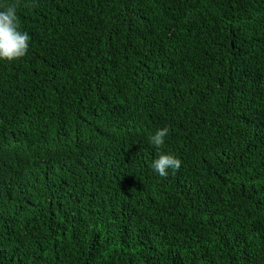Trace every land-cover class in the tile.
I'll list each match as a JSON object with an SVG mask.
<instances>
[{
  "label": "trees",
  "instance_id": "16d2710c",
  "mask_svg": "<svg viewBox=\"0 0 264 264\" xmlns=\"http://www.w3.org/2000/svg\"><path fill=\"white\" fill-rule=\"evenodd\" d=\"M13 3L0 264H264V0Z\"/></svg>",
  "mask_w": 264,
  "mask_h": 264
},
{
  "label": "clouds",
  "instance_id": "9594fccd",
  "mask_svg": "<svg viewBox=\"0 0 264 264\" xmlns=\"http://www.w3.org/2000/svg\"><path fill=\"white\" fill-rule=\"evenodd\" d=\"M30 44V35L21 29L17 16L15 3L0 10V60L14 61L27 54ZM169 133L168 127L159 128L154 134L149 135V143L157 150L165 144V137ZM0 152V159L2 158ZM181 160L171 154L158 152L157 157L151 163V168L161 177H167L168 170L178 171Z\"/></svg>",
  "mask_w": 264,
  "mask_h": 264
}]
</instances>
